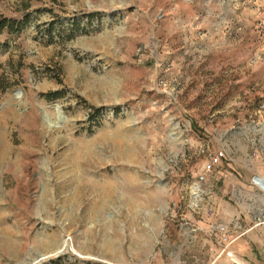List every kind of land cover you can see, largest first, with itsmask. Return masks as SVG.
Segmentation results:
<instances>
[{"label":"rangeland","instance_id":"1","mask_svg":"<svg viewBox=\"0 0 264 264\" xmlns=\"http://www.w3.org/2000/svg\"><path fill=\"white\" fill-rule=\"evenodd\" d=\"M4 19L0 264H229L221 214L264 227V0H0Z\"/></svg>","mask_w":264,"mask_h":264},{"label":"crops","instance_id":"2","mask_svg":"<svg viewBox=\"0 0 264 264\" xmlns=\"http://www.w3.org/2000/svg\"><path fill=\"white\" fill-rule=\"evenodd\" d=\"M260 166L261 167H259L254 177L264 179V160H262ZM222 180L223 185L221 189L223 197H225V194L231 195L232 192H235L237 189H239L237 185L240 184V179H238L235 175H222ZM257 187L261 191L264 190L263 188L261 189L259 186ZM227 211V214L223 213L221 214V216H225L226 219H229L228 222L230 221L231 224H239L240 226H242L243 230H245L244 235L240 239H238V242L233 246L232 253L235 252L237 256L241 258L242 264H264V250L260 251L261 253L258 252V245L255 242L257 239V235L260 232H264V227L259 228L258 224H252L251 217L247 216L243 212L230 210L228 208ZM241 217H243V219H241Z\"/></svg>","mask_w":264,"mask_h":264},{"label":"built area","instance_id":"3","mask_svg":"<svg viewBox=\"0 0 264 264\" xmlns=\"http://www.w3.org/2000/svg\"><path fill=\"white\" fill-rule=\"evenodd\" d=\"M226 158V152L224 150L215 151L214 154L210 155L208 160L203 164L202 173L199 175V180H204L207 174L215 171L217 167H220L222 161ZM264 194V191H261ZM215 239L222 247L221 254L226 256L232 255L230 247L233 243L240 239L245 230L239 224L232 223L231 226L226 223H217L214 226Z\"/></svg>","mask_w":264,"mask_h":264},{"label":"trees","instance_id":"4","mask_svg":"<svg viewBox=\"0 0 264 264\" xmlns=\"http://www.w3.org/2000/svg\"><path fill=\"white\" fill-rule=\"evenodd\" d=\"M20 25L22 26L23 25V22ZM6 27H8L10 29H13V30L16 29V28H14V22H12V21H10L8 19H4V20H2L0 22V29L6 28ZM47 97L48 98H52V99L58 98L59 97V91H55V92L48 93L47 94ZM95 112H98V110L95 111Z\"/></svg>","mask_w":264,"mask_h":264},{"label":"water","instance_id":"5","mask_svg":"<svg viewBox=\"0 0 264 264\" xmlns=\"http://www.w3.org/2000/svg\"><path fill=\"white\" fill-rule=\"evenodd\" d=\"M253 179H254L255 183H258V184H260L261 186L264 187V179H260L258 177H254ZM229 264H240V263L235 261V260H233V261H229Z\"/></svg>","mask_w":264,"mask_h":264},{"label":"bare ground","instance_id":"6","mask_svg":"<svg viewBox=\"0 0 264 264\" xmlns=\"http://www.w3.org/2000/svg\"><path fill=\"white\" fill-rule=\"evenodd\" d=\"M1 147H2V146H0V157L2 156V154H1L2 148H1ZM16 179H18V177H16ZM254 184L257 185V186H259L261 189H262V188L264 189V187L261 186L260 184L255 183V182H254ZM263 191H264V190H263ZM226 258L228 259V261H233V260H235L234 258H231V256H227ZM235 261H236V260H235Z\"/></svg>","mask_w":264,"mask_h":264}]
</instances>
